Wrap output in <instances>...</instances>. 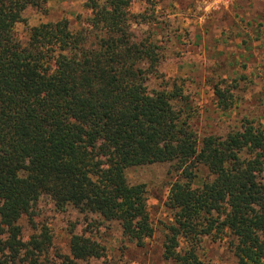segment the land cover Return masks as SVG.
Returning a JSON list of instances; mask_svg holds the SVG:
<instances>
[{"label": "trees", "instance_id": "16d2710c", "mask_svg": "<svg viewBox=\"0 0 264 264\" xmlns=\"http://www.w3.org/2000/svg\"><path fill=\"white\" fill-rule=\"evenodd\" d=\"M44 2L0 0V250L34 256L50 243L46 232L20 238L29 191L115 220L142 246L154 230L150 207L145 185L129 183L125 169L172 162L180 176L165 202L174 219L165 257L210 264L196 243L227 232L233 264H264V126L245 120L224 136L199 137L182 84H146L160 56L155 42L131 32V0H86V27L62 18L29 27L21 41L16 23ZM228 102L221 90L218 105ZM69 248L75 259L103 254L84 234H72Z\"/></svg>", "mask_w": 264, "mask_h": 264}, {"label": "rangeland", "instance_id": "374dc122", "mask_svg": "<svg viewBox=\"0 0 264 264\" xmlns=\"http://www.w3.org/2000/svg\"><path fill=\"white\" fill-rule=\"evenodd\" d=\"M85 2L45 0L39 8L28 7L23 20L15 25V34L25 41L29 27L62 18L69 20L72 29L86 27L90 12ZM129 10L133 35L150 38L158 46L160 57L148 73V88L174 81L182 84L187 119L199 137L224 136L245 120L264 126V0H131ZM221 90L229 101L227 108L218 105ZM205 173L200 170L198 175ZM178 176L180 171L172 162L125 169L129 183L145 185L150 207L154 230L142 246L129 241L115 220H104L71 205L57 208L49 195L29 191L30 209L17 220L20 238L46 232L50 243L34 256L25 249L15 253L6 246L0 250V264H27L34 257L38 264H176L164 255L165 245L170 243L167 228L174 223L173 211L165 202ZM258 180H264V166ZM74 233L99 242L103 254L75 259L69 248ZM233 241L227 232L203 235L196 252L210 264H233ZM181 244L183 240H179Z\"/></svg>", "mask_w": 264, "mask_h": 264}, {"label": "built area", "instance_id": "2783aa9c", "mask_svg": "<svg viewBox=\"0 0 264 264\" xmlns=\"http://www.w3.org/2000/svg\"><path fill=\"white\" fill-rule=\"evenodd\" d=\"M222 1H227V0H222ZM211 2L213 3V2H217V3H221V0H211Z\"/></svg>", "mask_w": 264, "mask_h": 264}]
</instances>
